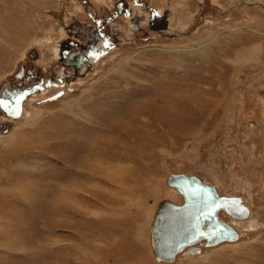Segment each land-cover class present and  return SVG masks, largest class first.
Wrapping results in <instances>:
<instances>
[{
	"label": "rangeland",
	"instance_id": "1",
	"mask_svg": "<svg viewBox=\"0 0 264 264\" xmlns=\"http://www.w3.org/2000/svg\"><path fill=\"white\" fill-rule=\"evenodd\" d=\"M74 1L0 0V91L20 66L19 89L62 77L54 48L93 41L97 18L116 43L65 91L0 109V264H264V0H121L164 10L161 33L134 17L128 33L120 0ZM170 173L240 196L244 235L157 262V206L181 202Z\"/></svg>",
	"mask_w": 264,
	"mask_h": 264
},
{
	"label": "water",
	"instance_id": "2",
	"mask_svg": "<svg viewBox=\"0 0 264 264\" xmlns=\"http://www.w3.org/2000/svg\"><path fill=\"white\" fill-rule=\"evenodd\" d=\"M22 93V89L12 91L4 85L0 91L2 109L11 116H19L20 109L16 103L21 100ZM167 183L182 195L183 201L176 205L164 200L158 205L149 229L156 261L173 262L183 251L199 253L200 248L196 244L202 240L204 245L211 246L238 238L237 231L218 214L222 211L233 219H245L248 211L240 196L221 195L214 186L204 184L194 175L170 173Z\"/></svg>",
	"mask_w": 264,
	"mask_h": 264
},
{
	"label": "flooded vegetation",
	"instance_id": "3",
	"mask_svg": "<svg viewBox=\"0 0 264 264\" xmlns=\"http://www.w3.org/2000/svg\"><path fill=\"white\" fill-rule=\"evenodd\" d=\"M84 1L85 0H82V3ZM104 2H105V0H104ZM74 3H75V7H77V8L81 7L82 8V6H81L82 4L78 3V0H75ZM116 7H117V12L118 13L123 12L125 15V18L127 19L126 22H128V24H129L128 33H134V30L136 29L135 25H134V27H132L133 26L132 25L133 20L129 19L130 17L131 18L134 17L136 21L138 20V22H145L147 20L146 23H148L150 28L159 31L160 33H161V31H163V30H161L162 28L166 29V27H167V20H166L164 13L161 12L162 16H160V14L157 12V10H152L150 14L146 13L145 14L146 18H145L144 14H141L142 16H134L133 15L134 10L132 11V13L129 12L128 5L121 0L118 1V3L116 4ZM114 15H116V13ZM62 17L63 16L61 14V18ZM91 17L93 19L94 18L96 19V16H94V15ZM159 22L163 23V25L162 26L159 25ZM95 25H96L98 31L93 33V34H90V37L94 38L93 41L91 38L89 43H84L80 46L78 45L77 42L68 41V42L63 43V47L61 48L62 50L61 49L58 50L57 48H54V53H56V54H54V56L56 55L55 56L56 58L58 57L59 59L62 60V62H63L62 64L65 66V68L61 72L62 77L59 78L60 75H58V77L56 78V81L53 83H50V85H49L50 89L57 86L58 88L64 87V91H65V87H67V84L74 80L76 72L79 73V72H84L85 70H87V68H88L87 62H90L91 60L96 61L97 59H98L97 61H99L101 55H103V53H106L105 51L108 52L109 48L115 47L116 43H115L113 35H109V33H108V34H106L105 37L102 36V35H104L103 32H105L104 31L105 28H103V31L101 30L102 25H103L102 19L97 18ZM69 47H79L80 53L76 54L77 51L74 49V51H72V53L70 54L71 49ZM55 49H57V50H55ZM82 53H83V55H82ZM81 55H82V58H81ZM33 56H35V55L33 54ZM20 67L21 68L19 69V71L15 74V82H16L15 85L16 86L15 85L13 86L14 88L11 89L12 91H14L15 89L18 88L17 83H20V82L22 83L26 78H28V76H30V78H31V75L26 74L25 68L23 66H20ZM71 73H72V75H71ZM41 81L42 80L40 79L39 81L36 82V84H34V83L32 84L30 82V84H26V85L22 84L21 85L20 89H22L24 92L29 91L23 100H25L27 98V95L34 93L32 91L38 90L40 88H41V91H46L43 88V85L45 82L42 81V84H40ZM8 90H9V88H8ZM38 91H40V90H38ZM64 91L62 89H59V90H57V94L58 93L62 94V92L64 94L65 93ZM44 97H46V95L43 96V98ZM45 99H43V101ZM23 100L20 103V108H21V104H22ZM0 109L2 110L1 112H3L4 115H7L5 117H11V116H9V114L6 111H4L2 109L1 103H0ZM26 114H28V113H26ZM6 122H7V124H11V122L8 120H6Z\"/></svg>",
	"mask_w": 264,
	"mask_h": 264
},
{
	"label": "bare ground",
	"instance_id": "4",
	"mask_svg": "<svg viewBox=\"0 0 264 264\" xmlns=\"http://www.w3.org/2000/svg\"><path fill=\"white\" fill-rule=\"evenodd\" d=\"M79 3V2H78ZM252 6H256L257 4H255V3H250ZM262 5L261 6H263L264 7V3H261ZM80 7V6H79ZM81 8V7H80ZM157 11H159V14H160V16H162L161 15V12L162 13H164L165 11L164 10H162V9H158ZM165 15V14H164ZM147 21V20H146ZM146 21H145V23H146ZM169 21V20H168ZM167 21V27H168V22ZM169 26H170V24H169ZM167 27H166V29H167ZM102 48V47H101ZM55 50H57V49H55ZM104 50V49H103ZM56 52V51H55ZM106 52V51H105ZM56 54V53H55ZM93 61L91 60L90 61V63H92ZM79 71V70H78ZM71 75H72V73H71ZM72 79V78H71ZM53 83V82H52ZM44 88V90H47L48 88H50L49 86H44L43 87ZM9 90H11V89H9ZM19 91V90H18ZM29 91H26V92H24L23 91V93H22V96H21V100L19 99L18 101H19V103L17 102L16 103V106L20 109V114H21V108H20V103H21V101L24 99V97L26 96V94L28 93ZM63 95V92H62V94H60L58 97H56V98H52V99H50L49 97H47L45 100H47V101H52V100H56L57 98H59V97H61ZM51 97V96H50ZM43 98V97H42ZM44 100V101H45ZM16 101V100H15ZM9 116H11V115H9ZM12 118H17V117H19V116H11ZM175 174H177V173H175ZM183 175H185V174H183ZM188 176V175H187ZM203 182V181H202ZM204 184H207L206 182H203ZM169 188L171 189V190H173L175 193H177L179 196H180V198H181V203H182V201H183V197H182V195L174 188V187H170L169 186ZM216 189V188H215ZM216 191H217V193H219L218 192V190L216 189ZM172 192V191H171ZM220 194V193H219ZM168 195V194H167ZM169 195L170 196H173V195H171V193L169 192ZM222 195V194H221ZM178 196V197H179ZM243 199V198H242ZM162 201H164V200H162ZM166 201H168V202H170V203H173V202H171L170 200H168V199H166ZM161 202V201H160ZM159 202V203H160ZM181 203H179V204H181ZM242 203L244 204V202L242 201ZM173 204H176V203H173ZM179 204H176V205H179ZM159 205V204H158ZM245 205V204H244ZM246 208H247V211H248V216L245 218V219H241V220H237V219H233V218H231V217H229V219H230V221L231 222H227V221H225V222H227L229 225H231L236 231H237V228H236V226L237 225H241L246 219H248L249 218V216L251 215L250 214V209L247 207V206H245ZM157 208H158V206H157ZM157 211V210H156ZM98 212V211H97ZM141 213V212H140ZM156 213V212H155ZM224 212H222V211H220L219 212V214H218V216H219V218L221 219V220H223V218L221 217V215L223 214ZM225 214V213H224ZM145 216L146 214H142V216ZM224 221V220H223ZM110 222V221H109ZM251 222V221H250ZM256 226L257 224L256 223H254V222H252V224L251 225H249V227L250 228H252L253 226ZM116 227V226H115ZM134 227V226H133ZM136 229V228H135ZM134 231V230H133ZM132 231V232H133ZM137 233V232H136ZM237 234H238V238L235 240V241H237L241 236H243L244 234L243 233H241V232H238L237 231ZM134 235V234H133ZM129 237V236H128ZM127 237V238H128ZM135 237V236H134ZM133 237V238H134ZM132 241V238L130 239V242ZM226 242H228V241H226ZM230 242H234V241H230ZM222 243H225V242H222ZM222 243H219V244H222ZM219 244H216V245H219ZM126 245V244H125ZM150 245H151V238H150ZM216 245H211V246H206V245H204V240H202V241H200V242H198L197 244H196V246L197 247H199V248H201V247H206V248H209V247H214V246H216ZM107 248H109V247H107ZM152 249V248H151ZM105 250V249H104ZM200 252V251H199ZM153 253V252H152ZM181 253H187L186 251H183V252H181ZM181 253H179V254H181ZM179 254H177L176 256H178ZM194 254H197V253H194ZM189 255H191V254H189ZM177 257H175V259H176ZM122 260V259H121ZM119 261V260H118ZM175 261V260H174ZM173 261V262H174ZM107 262V261H106ZM158 262V261H157ZM161 262H163V261H161ZM164 263H167V262H164ZM170 263H172V262H170Z\"/></svg>",
	"mask_w": 264,
	"mask_h": 264
}]
</instances>
